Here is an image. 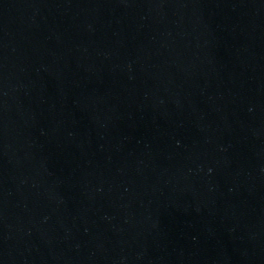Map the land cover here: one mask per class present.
Segmentation results:
<instances>
[{
  "label": "water",
  "instance_id": "water-1",
  "mask_svg": "<svg viewBox=\"0 0 264 264\" xmlns=\"http://www.w3.org/2000/svg\"><path fill=\"white\" fill-rule=\"evenodd\" d=\"M0 264H264V0H0Z\"/></svg>",
  "mask_w": 264,
  "mask_h": 264
}]
</instances>
